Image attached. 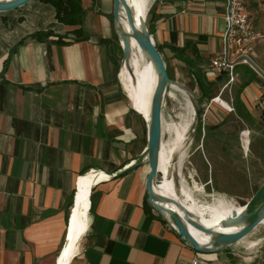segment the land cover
I'll use <instances>...</instances> for the list:
<instances>
[{
  "label": "crops",
  "instance_id": "obj_1",
  "mask_svg": "<svg viewBox=\"0 0 264 264\" xmlns=\"http://www.w3.org/2000/svg\"><path fill=\"white\" fill-rule=\"evenodd\" d=\"M81 2L79 38L40 0L0 14V264H57L80 182L122 171L147 146L144 114L120 80L114 0ZM257 4L249 1L248 12ZM225 11L226 0H156L148 22L169 70L188 68L206 101L235 86L234 106L239 97L264 124V17L253 16L263 36L256 68L239 65L230 82L209 67L223 51ZM38 32L55 36L38 41ZM148 172L144 164L89 188L90 227L70 264H239L224 252H196L146 209Z\"/></svg>",
  "mask_w": 264,
  "mask_h": 264
},
{
  "label": "rangeland",
  "instance_id": "obj_2",
  "mask_svg": "<svg viewBox=\"0 0 264 264\" xmlns=\"http://www.w3.org/2000/svg\"><path fill=\"white\" fill-rule=\"evenodd\" d=\"M154 1L156 0H152V5ZM261 5L262 7L259 4L256 8L249 7L252 18L264 17V0ZM148 20L149 15V28ZM253 20L255 23L254 18ZM169 71L174 81L183 84L197 96L202 113L201 126L196 125L195 118V124L190 130V150L182 172L186 184L202 205H208L215 198L224 196L239 212L264 183V124L242 119L236 114L235 86L225 92L218 90V96L206 101L201 98L188 68L183 69L180 74L173 68ZM220 95L221 105L215 102ZM172 97L166 98L162 116L166 125H180L191 116L184 96L172 90ZM244 135H249L248 150L243 146ZM163 139L167 141L169 135L164 134ZM248 237L246 243L264 239V226L258 227ZM246 243L236 245L234 250L220 252L228 254L239 264H264V243L254 250H247Z\"/></svg>",
  "mask_w": 264,
  "mask_h": 264
},
{
  "label": "water",
  "instance_id": "obj_3",
  "mask_svg": "<svg viewBox=\"0 0 264 264\" xmlns=\"http://www.w3.org/2000/svg\"><path fill=\"white\" fill-rule=\"evenodd\" d=\"M33 1L36 0H0V14L20 9ZM123 13H125L126 25L122 22ZM137 15V12L127 0H114L113 23L119 41L123 42L121 43L123 50L122 63L130 57L132 52V40H135L144 54L152 61L158 77L150 106L148 142L143 154L132 164L118 173L107 175L113 178L123 177L148 163L149 172L146 178V193L148 201L156 213L167 224L174 226L179 236L198 253L213 254L222 250H234L235 246L240 243V241L248 237L264 221V183L245 205V210L242 212H233L229 218L222 222L224 228L239 229L230 233L221 232L203 225L200 221L194 219V214H192L182 202L176 198L158 194L155 191V184H161L165 179L164 174L159 169L162 145V115L164 104L166 98L170 94L172 85L180 87L191 96L197 126L201 124L202 117L197 96L186 88V86L170 78L166 62L156 47L146 20L142 23L139 22L136 17ZM144 117L148 122L145 114ZM75 198L76 194L74 203ZM162 204L174 205L184 213V216L172 209L166 208ZM70 219L71 218H69L64 246L69 242ZM190 226L211 236L210 242L208 244H200L193 236Z\"/></svg>",
  "mask_w": 264,
  "mask_h": 264
},
{
  "label": "bare ground",
  "instance_id": "obj_4",
  "mask_svg": "<svg viewBox=\"0 0 264 264\" xmlns=\"http://www.w3.org/2000/svg\"><path fill=\"white\" fill-rule=\"evenodd\" d=\"M127 1L137 12L138 15L136 17L138 18V21L142 23L146 20L147 22V16L152 5V0ZM122 22L126 25L125 13H123ZM157 79L158 77L152 61L146 54H144L135 40H132V52L130 57L123 64L120 72V80L124 86L125 92L131 97L134 106L147 116L148 122L145 120L147 127L150 123V106L152 95L157 84ZM172 90L184 96L183 98H185L184 100L187 103V108L191 118L188 117L189 119L185 120L180 125H176L177 123L175 125H166L164 122L165 119L163 118L159 169L164 174L165 179L161 184H155V191L158 194L173 197L182 202L186 208L194 214V219H197L209 228L225 233L239 230L235 228H224L222 226V222L236 211L233 208L231 201L227 200L223 196L215 198L213 202L208 203V205H202L201 202L196 199L193 194V190L186 184V180L184 179L185 177H183L182 172L190 150V130L195 124L194 105L191 96L176 85L171 86L169 94L170 98L172 97ZM164 134L169 135V139L167 141L163 139ZM249 144V136L244 135L243 146L245 150L249 149ZM100 174L103 173L100 172ZM86 178L80 182V186L77 189L75 198L76 209L71 221L72 224L69 233V242L64 246L60 256H58L59 259L57 264H70L71 260L79 252L81 240L84 238L90 227L91 203L89 205L87 201L89 200L90 202V199H87L88 190L91 186L109 178V176L107 175L99 180H85ZM162 205L184 216V213L174 205ZM86 207L87 210H85ZM243 210H245V207L241 208L239 212H242ZM260 226H264V221L258 227L260 228ZM190 230L200 244H208L212 238L211 236L204 234L191 226ZM247 238L249 237H246L238 244L240 245L241 243H246ZM262 243H264V239H258L252 242L249 241L246 243V249L254 250V248Z\"/></svg>",
  "mask_w": 264,
  "mask_h": 264
},
{
  "label": "built area",
  "instance_id": "obj_5",
  "mask_svg": "<svg viewBox=\"0 0 264 264\" xmlns=\"http://www.w3.org/2000/svg\"><path fill=\"white\" fill-rule=\"evenodd\" d=\"M249 1L251 0H226L223 51L210 60V70L217 74H227L230 82L235 80L239 65L256 68L253 61L254 46L263 36L256 31L254 20L248 12ZM258 107L264 110V98L259 101ZM171 228L175 230L173 226Z\"/></svg>",
  "mask_w": 264,
  "mask_h": 264
},
{
  "label": "trees",
  "instance_id": "obj_6",
  "mask_svg": "<svg viewBox=\"0 0 264 264\" xmlns=\"http://www.w3.org/2000/svg\"><path fill=\"white\" fill-rule=\"evenodd\" d=\"M44 3L52 5L56 10V19L68 27H78L73 31V33L79 38L82 36V24L85 15V10L83 8L81 0H40ZM150 33L152 34V29L149 27ZM55 36L53 32H38L34 34L32 37L37 39L38 41H47L51 37ZM61 40V37H59ZM24 41L20 42L22 45ZM157 49L161 53L160 47L156 45ZM15 51L12 50V53ZM5 68H7V61L5 63ZM168 74L170 78H172L171 72L167 67ZM201 88V86H200ZM235 111L236 114L242 119L252 120L249 112L244 108L242 101L239 97L235 100ZM202 114V113H201ZM201 124L199 125V127ZM145 207L148 210H152L153 207L150 205L148 201V197L146 199ZM160 217V216H159ZM164 221V220H163ZM165 222V221H164ZM166 223V222H165Z\"/></svg>",
  "mask_w": 264,
  "mask_h": 264
},
{
  "label": "flooded vegetation",
  "instance_id": "obj_7",
  "mask_svg": "<svg viewBox=\"0 0 264 264\" xmlns=\"http://www.w3.org/2000/svg\"><path fill=\"white\" fill-rule=\"evenodd\" d=\"M249 136V135H248Z\"/></svg>",
  "mask_w": 264,
  "mask_h": 264
}]
</instances>
